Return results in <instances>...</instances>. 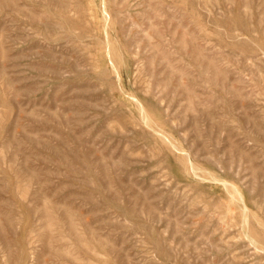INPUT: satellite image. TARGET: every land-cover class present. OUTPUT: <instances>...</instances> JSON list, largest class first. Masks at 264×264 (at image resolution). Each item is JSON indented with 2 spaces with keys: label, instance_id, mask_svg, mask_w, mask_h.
<instances>
[{
  "label": "rangeland",
  "instance_id": "obj_1",
  "mask_svg": "<svg viewBox=\"0 0 264 264\" xmlns=\"http://www.w3.org/2000/svg\"><path fill=\"white\" fill-rule=\"evenodd\" d=\"M0 264H264V0H0Z\"/></svg>",
  "mask_w": 264,
  "mask_h": 264
}]
</instances>
